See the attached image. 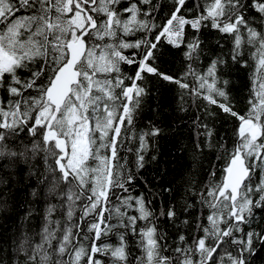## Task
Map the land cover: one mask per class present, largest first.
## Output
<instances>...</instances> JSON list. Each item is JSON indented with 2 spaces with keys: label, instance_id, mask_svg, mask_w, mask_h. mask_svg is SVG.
Returning a JSON list of instances; mask_svg holds the SVG:
<instances>
[{
  "label": "snow or ice",
  "instance_id": "6c2138e0",
  "mask_svg": "<svg viewBox=\"0 0 264 264\" xmlns=\"http://www.w3.org/2000/svg\"><path fill=\"white\" fill-rule=\"evenodd\" d=\"M258 262L264 0H0V264Z\"/></svg>",
  "mask_w": 264,
  "mask_h": 264
},
{
  "label": "trees",
  "instance_id": "16d2710c",
  "mask_svg": "<svg viewBox=\"0 0 264 264\" xmlns=\"http://www.w3.org/2000/svg\"><path fill=\"white\" fill-rule=\"evenodd\" d=\"M148 104L153 109L156 107L157 104H159L161 106L162 111L168 113L169 119L176 117V119H175L176 124H182V121H183V124H182L181 128L179 129V131H181L183 133V137H184L183 142L184 143L188 142L187 137L189 135H192V137L194 138L195 130L190 129V121H189L188 117L183 116V114H180V116L177 117L176 113L171 111L170 106L174 104V100H173V94L169 90V86L164 85L163 87H160L159 95H156V93L154 91L153 97L151 100L148 101ZM151 114H152L151 112L145 113L146 116H150ZM170 141H171V137H169L166 140H162L161 144H162L163 148L171 150L172 144ZM205 163H207V161H205ZM258 264H259V262H258Z\"/></svg>",
  "mask_w": 264,
  "mask_h": 264
}]
</instances>
